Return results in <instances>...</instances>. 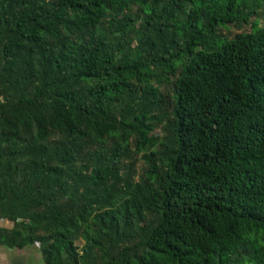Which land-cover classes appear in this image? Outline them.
I'll use <instances>...</instances> for the list:
<instances>
[{"label": "trees", "instance_id": "obj_1", "mask_svg": "<svg viewBox=\"0 0 264 264\" xmlns=\"http://www.w3.org/2000/svg\"><path fill=\"white\" fill-rule=\"evenodd\" d=\"M256 2L0 0L2 241L43 264H264Z\"/></svg>", "mask_w": 264, "mask_h": 264}, {"label": "crops", "instance_id": "obj_2", "mask_svg": "<svg viewBox=\"0 0 264 264\" xmlns=\"http://www.w3.org/2000/svg\"><path fill=\"white\" fill-rule=\"evenodd\" d=\"M11 226V222L0 219V264H43L38 244L17 247L2 241L3 231Z\"/></svg>", "mask_w": 264, "mask_h": 264}, {"label": "rangeland", "instance_id": "obj_3", "mask_svg": "<svg viewBox=\"0 0 264 264\" xmlns=\"http://www.w3.org/2000/svg\"><path fill=\"white\" fill-rule=\"evenodd\" d=\"M253 3H254V0H247V7L245 10L246 11L249 10ZM258 4H260V6L256 8V13L251 17L250 20L255 19L259 22V25H264V6L261 3H258ZM249 29H250L249 22L243 23V24H229L223 30V32L225 33L227 37H232V36H235L236 34L249 31ZM166 86H168V88L171 87L170 83H168Z\"/></svg>", "mask_w": 264, "mask_h": 264}, {"label": "clouds", "instance_id": "obj_4", "mask_svg": "<svg viewBox=\"0 0 264 264\" xmlns=\"http://www.w3.org/2000/svg\"><path fill=\"white\" fill-rule=\"evenodd\" d=\"M253 15H254V14H253ZM253 15H252V16H253ZM252 16H251V17H252ZM251 17H250V19H251ZM250 19H249V20H250Z\"/></svg>", "mask_w": 264, "mask_h": 264}]
</instances>
